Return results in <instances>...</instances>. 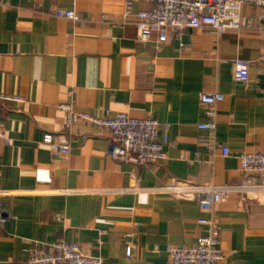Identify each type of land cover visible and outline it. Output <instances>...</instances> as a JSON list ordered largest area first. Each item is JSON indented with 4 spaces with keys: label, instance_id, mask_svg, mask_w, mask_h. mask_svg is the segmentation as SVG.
I'll return each mask as SVG.
<instances>
[{
    "label": "crops",
    "instance_id": "0c3cea01",
    "mask_svg": "<svg viewBox=\"0 0 264 264\" xmlns=\"http://www.w3.org/2000/svg\"><path fill=\"white\" fill-rule=\"evenodd\" d=\"M153 5L126 0H0V191L12 218L0 224V264L64 241L104 264H163L168 248L191 247L219 227L221 264H264V178L244 174L239 156L264 152V10L244 6L242 28L218 37L187 29L160 49L141 44L135 15ZM73 11L79 21L56 15ZM250 64L246 83L234 62ZM224 96L213 133L202 93ZM97 117L125 113L169 125L165 158L137 166L109 155L108 137L90 123L65 136L70 154L44 143L59 135V105ZM164 129L159 137L163 139ZM223 146L230 154L224 157ZM213 213L163 189L171 181L234 186ZM128 248L131 256H127Z\"/></svg>",
    "mask_w": 264,
    "mask_h": 264
},
{
    "label": "built area",
    "instance_id": "2783aa9c",
    "mask_svg": "<svg viewBox=\"0 0 264 264\" xmlns=\"http://www.w3.org/2000/svg\"><path fill=\"white\" fill-rule=\"evenodd\" d=\"M128 11L136 2L153 5L151 10H141L135 15L138 30L137 39L147 44L156 36L157 48L160 49L170 38L180 39L187 29H211L220 37L228 31L242 28L241 11L244 6L264 10V0H126ZM58 17L73 22L79 16L73 11L57 10ZM250 64L241 59L234 62V79L246 83L249 80ZM19 95L0 92V103H23ZM224 96L218 92L202 93L200 105L206 109L210 120L198 125L200 130L215 132L217 128L216 111ZM64 114V121L59 135L46 134L44 143L51 151L60 155L70 154V141L65 137L77 123L93 125L101 135L108 137L109 155L118 163L142 166L155 163L165 158V148L169 144L167 135L169 125H161L153 117L132 118L128 114L118 113L113 116L97 117L90 113L75 111L71 104L59 105ZM2 120L0 118V130ZM164 129L163 139L159 137ZM222 154L229 156L230 150L223 146ZM241 171L256 180L264 178V152L244 153L239 156ZM251 180L242 186L194 185L186 181L173 180L163 191L175 199L195 201L200 209L213 213L221 203L228 199L233 190L250 189ZM264 188V187H263ZM11 193L0 191V224L4 225L12 218L4 198ZM209 225L208 234L200 237L191 247L168 248L169 259L163 264H221L223 253L218 249L220 243L219 227L215 220L200 221ZM127 256H131L128 248ZM27 264H104L101 257L86 254L78 244L64 241L57 242L47 250H39L30 255Z\"/></svg>",
    "mask_w": 264,
    "mask_h": 264
}]
</instances>
